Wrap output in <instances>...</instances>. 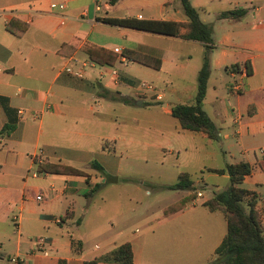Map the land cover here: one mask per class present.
Listing matches in <instances>:
<instances>
[{
  "label": "crops",
  "instance_id": "crops-1",
  "mask_svg": "<svg viewBox=\"0 0 264 264\" xmlns=\"http://www.w3.org/2000/svg\"><path fill=\"white\" fill-rule=\"evenodd\" d=\"M119 1L112 3V0H104L108 8L105 10L102 7L100 12H96L94 0H0V132L6 124H13V130L8 135H0V264H9L7 259L13 256L23 260L24 264H89L124 243H129L132 248V264H145L141 262L145 236H125L119 242L115 239L109 241L103 248L94 246L93 251L84 249V239L73 236L83 222L82 218L75 219L74 198L80 193L86 197L92 190L119 182L118 163L113 151L109 152L108 147L107 151L102 150L105 141H118L112 133L117 130L119 122L115 121L114 105L110 103L122 106V117L125 119L126 115H132L134 119L130 121V126L137 128L138 113L131 106L142 107L146 98V93H137V75L126 71L128 65L152 71L149 80L155 84L159 81V87L164 85L166 91L176 97L184 96L185 102H179V98L176 99L178 102L160 104L163 97L159 89L163 87L156 88L152 84L157 92L152 96L154 102L148 105L160 106L161 113H147L145 122L155 125L157 121L161 123L158 116H171L172 106L193 103L204 47L199 42L102 22L104 19H135L184 23L186 18L179 0H141L147 14L134 17L111 15ZM191 1L203 24L212 26L204 20L203 15L208 19L214 16L218 23L226 24L230 29L217 38L212 26L214 48L209 55L210 74L202 108L217 130V139L222 138L227 143V149L238 147L241 155L246 156L244 162L252 167V172L244 178L242 186L258 193L257 204L264 205V159L260 154L264 150V40L250 42L244 39L246 18L264 13V0H196L194 5ZM56 4H63L64 9L51 8ZM232 10H245L246 13L238 20L219 18L220 14ZM14 19L27 26L20 37L7 31V26ZM258 26L262 28L264 25L259 23ZM19 28L15 27L16 30ZM234 31L241 39H234ZM163 42L168 44V48ZM88 44L111 52L115 48L122 53L139 52L159 59L161 66L159 70H154L130 61L121 65L116 59L117 63L112 67L117 70L115 78L108 74V66L86 68L83 79L66 74L65 68L77 69L81 63L89 61L82 51ZM170 47L182 48V51L172 52ZM242 71L248 72L245 77L241 75ZM239 79L242 87L239 93L234 94L230 91V85ZM116 93L134 100V103L124 104L110 99V95ZM156 95L160 96V100ZM138 101L141 106L136 104ZM4 105L9 109L8 114L4 111ZM108 108L111 110L107 112ZM84 127L89 128L84 130ZM104 127L110 128V135L100 132L99 128ZM173 129L176 134L178 130L188 132L191 134L188 136L198 138L207 145L215 141L203 133L181 130L178 122L173 123ZM61 135L71 136L81 143H72L71 147L60 149L58 138ZM231 139L235 140V145L230 143ZM88 144L91 146L87 147ZM226 153L230 159L234 158L231 152ZM46 162H63L86 172L90 180L86 182L82 178L40 173L29 176L38 164ZM93 162L102 167L104 175L90 166ZM220 176L223 180L228 179L225 174ZM113 178L117 181L107 182ZM31 181L48 182L50 186L45 195L49 197L36 212L39 217H22L27 195L34 191L36 195L39 193L38 189H28ZM98 184L103 185L97 187ZM219 191L222 190L215 188L211 196L203 201ZM197 193L201 194L200 198L203 197L201 192ZM258 205L257 210H260ZM193 206L192 202L193 209L185 207L170 217L224 219L219 212L210 213L201 205L200 210ZM16 211L19 217H12ZM63 211L65 217H55V214L61 215ZM261 211L262 225L264 214ZM170 217L162 218L161 215L159 219ZM14 218H17L15 222ZM40 237L46 240L42 247L35 243V239ZM223 237L218 239L212 252ZM72 241L81 243L80 250L72 249Z\"/></svg>",
  "mask_w": 264,
  "mask_h": 264
},
{
  "label": "rangeland",
  "instance_id": "rangeland-1",
  "mask_svg": "<svg viewBox=\"0 0 264 264\" xmlns=\"http://www.w3.org/2000/svg\"><path fill=\"white\" fill-rule=\"evenodd\" d=\"M140 1L120 0L111 11V15L134 17L137 14H147V8H144ZM191 2L193 5L196 4V0ZM203 18L214 26L217 38L230 31L226 24L218 23L214 16L208 19L203 15ZM259 23L264 25L263 12L254 18H246L245 40L250 42L264 40V26L261 28L258 26ZM233 35L235 40L241 39L238 38L237 31H234ZM163 43L168 48V44ZM170 51L178 52L182 51V48L170 47ZM141 69L139 66L129 64L126 71L135 72L136 85L144 82L153 84L156 88L163 87L159 89V94L163 97L160 104L178 102L176 99L179 98V102H185L184 96L176 97L168 93L164 85L161 84L159 87L157 85L159 81L155 84L153 80H149L152 71ZM152 96V92H146L142 107L131 106V109L138 113L137 128L130 126V121L134 119L132 115H126L127 119H125L122 117V106L119 103H110L114 105L115 115L118 117L115 121L119 122V125L112 133L118 141H105V143L113 151L114 159L118 163L119 182L92 190L86 197L80 193V196L74 198L75 219L82 218L83 222L73 236L84 239V249L87 251H93L94 246L103 248L113 239L119 242L125 236H145L141 258V262L145 264H209L213 260V246L226 233V225L222 217L218 220H210L206 217L190 219L187 216L162 220L159 218L164 208L180 202L185 203L189 210L193 209V202V207L200 210L201 202L211 196L212 190L215 188L223 190L229 186L228 179L223 180L220 175L210 173L208 170L223 169L227 162L231 164L244 162L246 156H242L236 146L227 149V143H224L222 138L211 141V144L207 145L198 138L188 136L191 135L188 132L178 130L176 134L173 123L177 122L171 116H158L161 123L157 121L155 125L146 123L147 113L151 111L161 113L160 106L148 105L154 102ZM110 110L108 108L107 112ZM88 128L84 127V130ZM99 130L102 134H111L109 127L99 128ZM72 143L80 144L81 141H74L73 137L65 135L58 138L60 149L71 147ZM230 143L235 145V140L231 139ZM89 146L91 145L88 144L87 147ZM226 152H231L234 158L230 159ZM61 164L65 163L61 162ZM34 173H37L36 170L31 171L29 176ZM180 174L189 176L194 183L192 193L196 195L199 191L203 195L202 198L195 197L193 201L187 202L183 199L188 192L166 188L175 184ZM49 186L48 182H29L28 189H38V192L44 194V198L40 202L36 201L35 191L27 195L25 208L21 212L22 217H39L36 212L43 207L44 201L48 200L49 196L46 197L45 191ZM242 188L248 189L246 186ZM263 207L262 204L259 206L260 210H257L259 217L261 209V214H264ZM17 214L18 211L12 217H17ZM59 216L65 217V211L61 215L55 214V217ZM262 230L264 235V224H262Z\"/></svg>",
  "mask_w": 264,
  "mask_h": 264
},
{
  "label": "trees",
  "instance_id": "trees-1",
  "mask_svg": "<svg viewBox=\"0 0 264 264\" xmlns=\"http://www.w3.org/2000/svg\"><path fill=\"white\" fill-rule=\"evenodd\" d=\"M114 0H112V3ZM182 12L186 21L184 23L165 21H139L135 19H109L102 22L122 27L143 31L162 36L179 38L184 41L199 42L204 47L202 65L197 74L196 94L193 103L190 105L177 104L171 107L170 114L176 119L181 130L203 133L210 140H217V130L204 112L202 106L206 95L207 81L210 74L209 55L213 50L212 26L203 24L199 19V12L190 4V0H179ZM245 10H232L219 15L220 19L238 20L245 15ZM19 26V30L15 27ZM27 26L19 20L14 19L8 26L7 31L20 37L26 31ZM87 59L98 67H114L117 63V54L95 45H85L82 49ZM130 62L159 70L161 62L159 59L134 51L122 53ZM236 69V67H233ZM110 99L124 104H133L134 100L121 97L119 94L110 95ZM4 111L9 109L4 105ZM13 130V124H6L0 135H8ZM102 150L107 151V143L102 145ZM111 152V150H109ZM100 174L104 175L101 166L96 162L90 164ZM36 172L53 176L82 178L89 182L90 176L79 169L61 163L38 164ZM209 172L227 175L229 186L222 191L213 193L212 197L201 203L208 212H219L226 222V234L213 252V261L209 264H264V235L260 217L257 212L259 194L254 191L243 189L242 183L246 176L252 172V167L245 162L226 165L221 170H210ZM193 182L186 174H180L175 184L166 187L173 191L189 192L184 201L190 202L197 197L192 193ZM103 184H98L101 187ZM205 186V185H204ZM204 188V187H203ZM186 207L185 203L172 204L162 211V218L170 217L181 212ZM81 243L72 241V249L78 251ZM132 264L133 253L129 243L117 246L110 252L94 259L89 264Z\"/></svg>",
  "mask_w": 264,
  "mask_h": 264
},
{
  "label": "built area",
  "instance_id": "built-area-1",
  "mask_svg": "<svg viewBox=\"0 0 264 264\" xmlns=\"http://www.w3.org/2000/svg\"><path fill=\"white\" fill-rule=\"evenodd\" d=\"M102 7H104L105 10H106L108 8V3L104 2V0H94V9H95L96 12H100ZM51 8H53V9L57 8L59 10H63L64 9V5L63 4L51 5ZM113 51H114V53L117 54V60H118V62L121 65H125L128 62L126 57H124L122 55V51L120 49L115 48ZM94 67H98V66H96L95 64H93L90 61H85V63H81L80 64L79 68L75 69V68L67 67V68L64 69V72L66 74L74 77V78L83 79L84 70L86 68H94ZM107 71H108V74L111 77H113V78L117 77V70L116 69H114L112 67L111 68L109 67ZM247 73H248L247 71H242L241 75L243 77H245L247 75ZM101 76H103V74ZM241 87H242L241 79L235 80L230 85V91L232 93H234V94H237L241 90ZM136 91H137V93L139 95H142V94H144L146 92H152V93H156L157 92L156 88L153 85L147 84V83H144V82H142V83L137 85ZM156 97H157L158 100H160V96L159 95H156ZM260 154H261V156L264 159V150H261ZM34 176H36V175H34ZM196 196L197 197H201V194L197 193ZM43 198H44V194L41 193V192L37 193V195L35 196V200L38 201V202L42 201ZM16 219L17 218H14L13 221L15 222ZM35 243L39 247H42L43 245L46 244V240L44 238H41V237L40 238H36L35 239ZM44 255H46V252H44ZM7 261H8L9 264H24L23 260L19 259L18 257H14V256L13 257H9L7 259Z\"/></svg>",
  "mask_w": 264,
  "mask_h": 264
},
{
  "label": "water",
  "instance_id": "water-1",
  "mask_svg": "<svg viewBox=\"0 0 264 264\" xmlns=\"http://www.w3.org/2000/svg\"><path fill=\"white\" fill-rule=\"evenodd\" d=\"M136 104L139 105V106H141V102H140V101L136 102ZM116 181H117L116 178L108 179V180H107L108 183H114V182H116ZM104 182H105V181H103V183H104Z\"/></svg>",
  "mask_w": 264,
  "mask_h": 264
}]
</instances>
